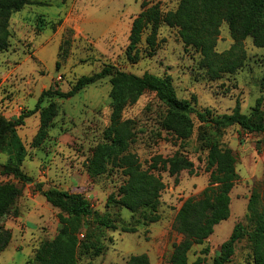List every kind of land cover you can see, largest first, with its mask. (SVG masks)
<instances>
[{"label":"rangeland","instance_id":"obj_1","mask_svg":"<svg viewBox=\"0 0 264 264\" xmlns=\"http://www.w3.org/2000/svg\"><path fill=\"white\" fill-rule=\"evenodd\" d=\"M143 1L30 0L12 15L10 46L0 53V115L15 119L34 109L42 91L53 88L67 92L79 77L99 72L106 64L140 77L145 73L170 76L177 97L190 100L198 113L208 111L212 117L230 114L239 103L241 112L250 115L258 99L262 100L264 113V48L256 47L252 38L244 41V66L218 80H212L201 68L200 54L184 45L179 29L166 24L159 28L155 54H147L146 31L139 45L140 60L130 61L126 55L129 35ZM147 1L167 12L176 10L181 0ZM234 43L228 24L223 23L215 50L222 53ZM111 88L110 78H105L73 98L47 99L43 106L55 103L57 116L45 141L39 147L33 145L40 129L39 113L17 130L27 150L22 170L43 190L56 188L82 195L117 224L118 229L113 231L88 222L79 239L83 246L99 247L81 253L78 264H124L130 256L141 254H146L151 264H170L173 245L181 240L174 227L176 215L186 200L198 198L209 185L203 138L215 131L200 124L194 114L191 138L177 139L163 129L165 105L149 92L124 110L123 118L131 120L134 133L129 152L142 168L147 169L156 156L166 159L175 154L194 164L192 172L182 171L177 176L158 173L165 186L158 219L147 221L141 211L132 213L108 204L109 198L117 199L126 180L121 169L97 174L92 163L93 149L105 141L104 132L111 124ZM214 136L236 158L238 179L230 194V217L219 223L202 245L191 249L187 264H213L237 223L244 224L245 235L227 264H253L248 237L251 226L246 216L251 194L258 191L264 198V133L249 134L232 126ZM9 156L8 151L0 153V166L8 162ZM3 171L0 169V183L15 184L22 194L0 220V236L11 234L7 247L0 252V264H37V249L42 242L54 239L62 226L61 211L48 203L34 184L20 183L13 176L3 175ZM123 227L135 228L136 232L125 233Z\"/></svg>","mask_w":264,"mask_h":264},{"label":"trees","instance_id":"obj_2","mask_svg":"<svg viewBox=\"0 0 264 264\" xmlns=\"http://www.w3.org/2000/svg\"><path fill=\"white\" fill-rule=\"evenodd\" d=\"M30 0H0V53L10 46L11 32L9 22L14 13L20 12ZM142 11L132 22L126 55L132 62L141 58L139 45L143 35L147 54L152 56L158 46L157 38L162 24L179 29V36L186 47L195 49L201 56L200 66L206 70L212 80H218L225 74H234L244 66L246 52L244 41L252 38L258 48H264V0H181L177 9L164 12L159 4H150L144 0ZM227 23L233 46L222 53L215 48L220 36V28ZM68 40H64L67 44ZM60 63H56L59 70ZM105 78L111 82V124L104 132V142L93 149L92 163L97 174L108 169H121L126 177L119 188L117 199L111 197L108 204L119 205L132 213L142 212L144 218L156 222L160 195L164 183L159 172H168L177 176L182 171L192 172L194 164L183 155L175 154L163 159L156 156L147 169L142 168L137 157L129 152L134 133L131 120L124 119V110L136 103L145 93H153L167 109L163 129L181 141L191 138L194 130L193 115L200 124L212 131L220 132L232 126L249 134L264 133V113L262 100L258 99L250 115L243 114L239 103L230 114L209 116L210 112L198 113L192 102L179 99L172 78L159 77L150 73L136 76L117 69L111 64L91 75L79 77L70 90L49 88L42 91L32 110L22 112L17 118L9 120L0 115V153L8 151V162L3 165V175L13 176L23 184H34L54 208L61 211V228L52 240L41 243L34 260L37 264H78L81 253L94 247L82 245L79 235L91 221L100 229L117 230V224L108 216L94 209L91 202L78 193L50 188L43 190L40 183L22 170L27 150L17 134V130L26 124V119L39 113L40 129L33 145L39 147L46 139L48 128L57 116V106L51 102L43 106L47 99H70L81 90L96 84ZM197 102L196 98H193ZM214 132V133H215ZM214 133H206L203 138L207 150L206 170L210 174L209 185L198 198L186 200L175 219V230L181 240L173 245L170 264H187L188 253L195 245H202L213 233L215 227L230 217L231 191L238 179L236 158L231 149L221 145ZM8 149V150H7ZM159 165L161 167H159ZM22 192L15 184L0 183V220L12 208ZM247 221L251 226L248 234L252 248L253 264H264V198L261 192L254 191L247 206ZM125 233L136 232L135 228L123 227ZM245 226L237 223L229 239L221 245L213 264H227L235 253L236 244L244 237ZM9 232L0 236V252L10 241ZM95 246L94 248H98ZM124 264H151L146 254L132 255Z\"/></svg>","mask_w":264,"mask_h":264},{"label":"water","instance_id":"obj_3","mask_svg":"<svg viewBox=\"0 0 264 264\" xmlns=\"http://www.w3.org/2000/svg\"><path fill=\"white\" fill-rule=\"evenodd\" d=\"M0 169H4L2 166H0Z\"/></svg>","mask_w":264,"mask_h":264}]
</instances>
